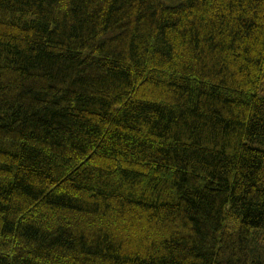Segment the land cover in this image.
Masks as SVG:
<instances>
[{
	"label": "trees",
	"instance_id": "16d2710c",
	"mask_svg": "<svg viewBox=\"0 0 264 264\" xmlns=\"http://www.w3.org/2000/svg\"><path fill=\"white\" fill-rule=\"evenodd\" d=\"M263 81L264 0H0V264H260Z\"/></svg>",
	"mask_w": 264,
	"mask_h": 264
},
{
	"label": "rangeland",
	"instance_id": "374dc122",
	"mask_svg": "<svg viewBox=\"0 0 264 264\" xmlns=\"http://www.w3.org/2000/svg\"><path fill=\"white\" fill-rule=\"evenodd\" d=\"M263 89H264V85H263ZM254 235H255V233L253 234V236ZM256 236L259 237V240H260L258 242L259 250L262 251V254H263V257L261 255L258 257V260H259L260 264H264V231H260L259 233L256 234ZM252 243H254V241H252ZM252 247H253V244H252Z\"/></svg>",
	"mask_w": 264,
	"mask_h": 264
}]
</instances>
